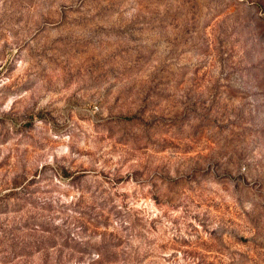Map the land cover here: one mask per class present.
<instances>
[{
    "label": "clouds",
    "instance_id": "obj_1",
    "mask_svg": "<svg viewBox=\"0 0 264 264\" xmlns=\"http://www.w3.org/2000/svg\"><path fill=\"white\" fill-rule=\"evenodd\" d=\"M30 2L33 6L17 22L7 15L12 0H0V197L18 194L5 201L6 210H0V264H45V258L48 264H100L109 251L116 264H185L183 258L173 257L174 252L176 257L181 253L171 245L174 238L196 242L204 233L206 205L212 197L233 205L246 217H264V78L210 64L202 43L208 24H224L234 39L242 35L247 42L246 68L264 61V0ZM229 7L232 10L224 12ZM69 9L76 14L66 17ZM157 19L163 23L154 24ZM65 22L75 27L54 30ZM138 25L144 27L139 35L132 32ZM45 29L53 40L74 48L99 46L102 41L107 45L113 33H128L138 41V49L149 52L137 60L152 59V52L165 45L166 55L153 60L159 70L167 67L174 77L168 90L156 93L164 97L163 103L149 101L153 107L144 105L127 114L130 122L140 125L139 129L128 127L125 114L113 111L115 101L141 86L147 100L158 83L155 76L145 84L139 74L141 65L121 67L120 63L101 73L107 74L103 80L90 70L67 77L46 73L49 65L39 38ZM177 44L182 45L179 50ZM205 65L210 66L209 80L195 93L202 111L189 116V94L199 83L195 73ZM73 76L77 79L72 80ZM216 80L229 89L222 97L227 117L212 115L209 125L200 117L207 116L216 102V93L210 91ZM175 105L180 106L179 120ZM113 120L123 130L120 139H144L156 150L138 152L135 149L142 148L138 142L114 147L116 140L107 139ZM232 124L239 130L233 132ZM208 126L218 131L213 137L216 144L206 155L183 157L159 151L167 145L160 133L199 136ZM25 176L18 187L13 186V181ZM184 184L198 194L199 203L193 202L192 193L179 192ZM152 197L171 201L176 210L157 208ZM88 214H102L108 226L85 233L77 222ZM172 219L180 222L172 224ZM221 224L219 218H210L206 227L218 235L232 231L230 225ZM239 235L255 247L233 250L232 264H247L250 251L254 264H264V221ZM65 241L71 246L66 247ZM163 244L167 250L161 249Z\"/></svg>",
    "mask_w": 264,
    "mask_h": 264
},
{
    "label": "rangeland",
    "instance_id": "obj_2",
    "mask_svg": "<svg viewBox=\"0 0 264 264\" xmlns=\"http://www.w3.org/2000/svg\"><path fill=\"white\" fill-rule=\"evenodd\" d=\"M79 0H73L74 4H77ZM33 5L30 0H12L11 11L7 13L8 17L12 20H16L17 22H21L24 19V12L26 8H31ZM83 3H79V7H83ZM231 7L224 9V12L231 11ZM224 12H221L220 15H223ZM76 13L72 10H67L65 12V16H73ZM177 23H179V18H177ZM154 24L163 23V21L157 19L153 22ZM75 27V25L69 24L65 22L60 26L59 29H54L56 31H68L71 28ZM156 28H153L152 31H156ZM47 29L40 32V40L43 41L42 50L44 52V59L48 60L49 67L45 69V72H50L52 75L62 74L67 77L70 73L78 72L81 75L89 73L95 77L100 76L101 73H104L105 70L109 66L115 67L116 64L120 63L121 67L131 66L132 64L141 65L139 69V74L143 78L145 84L151 83L153 80V76H155L158 83L156 84L155 89H153L147 98L145 99V91L144 87H133L131 91L127 92L126 95H121L116 101V109L113 111H120L125 114L124 120L125 123L130 128L139 129L140 125L138 122L132 123L128 120L127 114L134 112L137 108L147 105V107H153L154 105L149 103V101L160 100L161 103L164 101V97L156 95L163 90H168L172 84L173 76L169 70V68L165 67L163 70H159V67L153 63V60L157 55L160 57H164L167 53V48L165 45H160L158 48V52H152V59L148 60H137L136 57L142 56L147 57L149 55L148 49L141 48L138 49L136 47L138 41L131 39L128 33H124L123 35H119L117 33H113L110 42L105 45L103 41L99 46L96 45H76V48L86 49L84 51H76V48L72 47L68 42L55 39L53 40L47 34ZM144 31V27L142 25H138L132 29L133 33L141 34ZM204 39L202 41L204 47L207 50V53L211 57L210 64H219L223 69L225 66L232 68L234 72L244 73L247 72L250 77H254L255 79L264 78V61L260 63L253 64L252 68H246V64L248 63L247 59L244 56V49L246 48V41L243 36H239L237 38H233V34L228 31L227 25L224 24H208L206 28H204ZM97 47H99V51H97ZM177 50L182 47V45L177 44ZM119 50V51H118ZM116 55H113V53ZM49 53H52V56L49 57ZM108 57H111V60H107ZM106 60L107 62L104 64H100V60ZM172 57H168V60H171ZM239 60V63H238ZM167 63V60L164 61ZM135 71V70H134ZM210 66L205 65L198 69L195 73L197 76L199 83L197 87L193 90V93L189 94V103L188 115L192 116L202 111L200 98L195 95L200 89H203L205 84L209 80ZM122 75H127L122 73ZM77 79L76 76L72 77V80ZM100 79H107V74L100 76ZM72 81L70 80L69 83ZM216 93V102L213 103L212 108L208 112L207 116H201V119H205L206 122L211 125V116L212 115H220L223 113L225 117H227V108L223 104L222 97L228 94V87L220 80L215 81V86L210 90ZM111 95V93H109ZM177 110V120L180 119L179 113V105L174 106ZM112 131L111 134L107 136V139L116 140V144L114 147L119 148L123 145H127L129 143H139L142 148H136V151H154L156 150L151 142H146L144 139L139 141H132L130 137L126 139H120L119 135H123V130L119 123L115 120L112 122ZM219 123V121H217ZM167 127V125H165ZM174 127V125H173ZM231 128L233 132L238 131V125L232 124ZM107 131V128L105 129ZM218 129L212 126L205 127L202 129L199 136H188L184 135L181 137H177L175 135H170V132L160 133L165 140L167 141V145L159 149L162 152H173L177 156L190 157L193 154L203 156L206 155L209 151V148L216 144V140L213 138L216 136ZM220 132H225L227 129H219ZM204 145H208V147H203ZM175 146V147H172ZM65 176H67V172H65ZM159 179H165L164 177H158ZM27 177L18 178L13 181V186L18 187L23 180H26ZM34 183V181H33ZM119 183V180H117ZM228 182L225 181V191H227L226 184ZM248 191H253V189L249 188ZM180 193H192L193 202L198 201V194L188 185L184 184L179 187ZM16 192H9L6 196L0 197V210H6L8 205L5 201L11 199L12 197L17 196ZM199 195H202L199 194ZM157 201V208L159 207H167L170 211H175L176 209L172 207V202L168 201L165 203L159 197H152ZM208 209V214L205 217L204 221V233H201L196 242L189 241L187 239H175L174 243L171 245L176 249L177 252L181 253V257H176V252L173 253V257L177 260L183 258L185 264H232L233 257L235 256V252L233 250H237L242 246L247 245L250 249L255 246L251 244L250 241L245 240L242 236L239 235V232L243 231L246 227L254 228L257 224L264 221V217L261 218H253L246 217L240 213L238 209H235L231 204H225L221 202L216 197H212L210 202L206 205ZM167 212L165 213V217H167ZM196 219V217H193ZM219 218L222 221L221 227L226 223L231 226L232 231L224 230L221 234H217L216 232H208L206 224L209 219ZM172 224H178L180 221L178 219H172L170 221ZM200 222L199 220L197 221ZM163 223V221H160ZM78 226L82 227L84 232L88 231L96 232L101 227L108 226V218L103 216L102 214L93 216L88 214L84 219H81L77 222ZM42 227H44L42 225ZM155 230V223L152 225ZM189 227H192L195 231L199 232V229H195L194 225L189 224ZM46 231H49L47 227H45ZM207 233V234H205ZM48 243H52L48 241ZM43 246V245H42ZM65 246H71L68 241H65ZM162 250H167L168 245H161ZM77 251L84 252V249H80L77 247ZM249 256L251 257L247 264H254L255 257L252 251L249 252ZM147 258V257H146ZM170 261V258H167ZM45 264H48L47 258H45ZM100 264H116V258L113 253L106 252L104 259Z\"/></svg>",
    "mask_w": 264,
    "mask_h": 264
}]
</instances>
